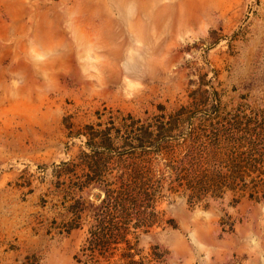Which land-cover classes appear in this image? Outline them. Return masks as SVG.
<instances>
[{
	"label": "rangeland",
	"instance_id": "rangeland-1",
	"mask_svg": "<svg viewBox=\"0 0 264 264\" xmlns=\"http://www.w3.org/2000/svg\"><path fill=\"white\" fill-rule=\"evenodd\" d=\"M0 264H264V0H0Z\"/></svg>",
	"mask_w": 264,
	"mask_h": 264
},
{
	"label": "water",
	"instance_id": "water-1",
	"mask_svg": "<svg viewBox=\"0 0 264 264\" xmlns=\"http://www.w3.org/2000/svg\"><path fill=\"white\" fill-rule=\"evenodd\" d=\"M99 195H100V193H99V192H95V194H94V197H95V198H98V197H99Z\"/></svg>",
	"mask_w": 264,
	"mask_h": 264
}]
</instances>
